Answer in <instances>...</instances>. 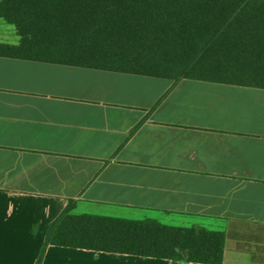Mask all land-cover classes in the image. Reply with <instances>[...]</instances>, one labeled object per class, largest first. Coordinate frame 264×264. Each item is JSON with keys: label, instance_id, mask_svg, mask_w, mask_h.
<instances>
[{"label": "crops", "instance_id": "0c3cea01", "mask_svg": "<svg viewBox=\"0 0 264 264\" xmlns=\"http://www.w3.org/2000/svg\"><path fill=\"white\" fill-rule=\"evenodd\" d=\"M70 200L264 264V88L0 55V264H36ZM40 264L204 263L48 245Z\"/></svg>", "mask_w": 264, "mask_h": 264}, {"label": "trees", "instance_id": "16d2710c", "mask_svg": "<svg viewBox=\"0 0 264 264\" xmlns=\"http://www.w3.org/2000/svg\"><path fill=\"white\" fill-rule=\"evenodd\" d=\"M18 44L0 55L264 88V0H0ZM70 200L46 231L48 245L222 264L225 233L73 213Z\"/></svg>", "mask_w": 264, "mask_h": 264}, {"label": "rangeland", "instance_id": "374dc122", "mask_svg": "<svg viewBox=\"0 0 264 264\" xmlns=\"http://www.w3.org/2000/svg\"><path fill=\"white\" fill-rule=\"evenodd\" d=\"M19 36L17 34L16 28L14 25L6 22L4 19L0 18V43L6 44H18ZM135 218L145 217V216H132ZM150 218L158 217L156 215L148 216ZM164 221V220H163ZM164 223V222H163ZM170 223V222H169ZM200 224H204V222L198 221Z\"/></svg>", "mask_w": 264, "mask_h": 264}]
</instances>
